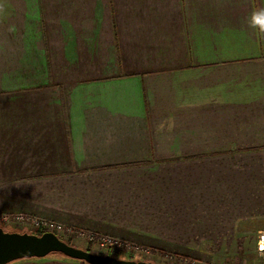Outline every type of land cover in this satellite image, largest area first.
<instances>
[{
  "label": "crops",
  "instance_id": "1",
  "mask_svg": "<svg viewBox=\"0 0 264 264\" xmlns=\"http://www.w3.org/2000/svg\"><path fill=\"white\" fill-rule=\"evenodd\" d=\"M260 7L0 0V213L264 264Z\"/></svg>",
  "mask_w": 264,
  "mask_h": 264
},
{
  "label": "water",
  "instance_id": "2",
  "mask_svg": "<svg viewBox=\"0 0 264 264\" xmlns=\"http://www.w3.org/2000/svg\"><path fill=\"white\" fill-rule=\"evenodd\" d=\"M50 254H59L85 264H153L93 254L66 244L51 232L35 235L7 232L0 228V264H10L23 259L44 258Z\"/></svg>",
  "mask_w": 264,
  "mask_h": 264
},
{
  "label": "rangeland",
  "instance_id": "3",
  "mask_svg": "<svg viewBox=\"0 0 264 264\" xmlns=\"http://www.w3.org/2000/svg\"><path fill=\"white\" fill-rule=\"evenodd\" d=\"M3 229L9 230L14 232L29 233L30 231L35 230L32 227L27 226H2ZM1 228V226H0ZM45 233V231H44ZM56 233V232H55ZM60 240L68 241L71 243V246L85 250L88 249L90 253L93 254H101V255H109L111 257H115L117 259L123 260H133V261H145L151 262L153 264H183L180 260H191L196 262V264H212V263H219L223 261H229L227 259H218L219 256H174V255H147L143 252L138 251H127L118 246H105L103 248L99 247L97 244L90 242L87 240L85 236H80L78 232H59L56 234ZM66 243V242H65ZM51 256L55 257H62L61 255L57 254H50L44 258H48Z\"/></svg>",
  "mask_w": 264,
  "mask_h": 264
},
{
  "label": "built area",
  "instance_id": "4",
  "mask_svg": "<svg viewBox=\"0 0 264 264\" xmlns=\"http://www.w3.org/2000/svg\"><path fill=\"white\" fill-rule=\"evenodd\" d=\"M27 226L32 227L35 231L40 232H51L53 234H57L59 232H78L80 236H85L88 241L93 242L97 244L99 247L103 248L105 246H118L124 250L127 251H140V249L136 246H133L131 244H128L124 241H119L116 239H113L109 236H102L97 235L95 233L91 232H84L81 230H74L72 228L64 227L61 224L55 223V222H49L43 219L38 218H30L23 214H6V213H0V226ZM56 232V233H55ZM57 236V235H56ZM58 237V236H57ZM261 244L263 246H261ZM258 251L260 253H264V235L259 236L258 238ZM183 264H196V262L191 260H180ZM212 264H243V263H237V262H231V261H223L219 263H212Z\"/></svg>",
  "mask_w": 264,
  "mask_h": 264
},
{
  "label": "clouds",
  "instance_id": "5",
  "mask_svg": "<svg viewBox=\"0 0 264 264\" xmlns=\"http://www.w3.org/2000/svg\"><path fill=\"white\" fill-rule=\"evenodd\" d=\"M252 27H258L259 33L264 34V7L254 9L250 15Z\"/></svg>",
  "mask_w": 264,
  "mask_h": 264
},
{
  "label": "trees",
  "instance_id": "6",
  "mask_svg": "<svg viewBox=\"0 0 264 264\" xmlns=\"http://www.w3.org/2000/svg\"><path fill=\"white\" fill-rule=\"evenodd\" d=\"M5 230V229H4ZM5 231H7V230H5ZM7 232H14V231H7ZM18 233H20V232H18ZM24 233H27V232H24ZM30 234H35V235H41V234H43V232H38V231H30L29 232ZM63 241V240H62ZM64 242H66V244H68V245H71V243H69L68 241H64ZM86 251H88L89 252V250L88 249H86ZM57 255H59V254H57ZM63 257V256H62ZM64 258H66V257H64ZM69 259V258H68ZM77 262H80L81 264H85L84 262H82V261H77Z\"/></svg>",
  "mask_w": 264,
  "mask_h": 264
},
{
  "label": "bare ground",
  "instance_id": "7",
  "mask_svg": "<svg viewBox=\"0 0 264 264\" xmlns=\"http://www.w3.org/2000/svg\"><path fill=\"white\" fill-rule=\"evenodd\" d=\"M261 246H263V245L261 244Z\"/></svg>",
  "mask_w": 264,
  "mask_h": 264
}]
</instances>
